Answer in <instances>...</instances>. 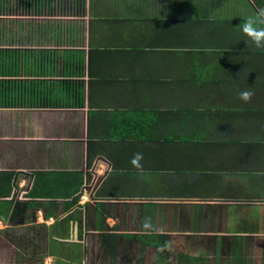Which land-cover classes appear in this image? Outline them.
Masks as SVG:
<instances>
[{"label": "crops", "instance_id": "obj_1", "mask_svg": "<svg viewBox=\"0 0 264 264\" xmlns=\"http://www.w3.org/2000/svg\"><path fill=\"white\" fill-rule=\"evenodd\" d=\"M260 10L0 0V264H264Z\"/></svg>", "mask_w": 264, "mask_h": 264}, {"label": "clouds", "instance_id": "obj_2", "mask_svg": "<svg viewBox=\"0 0 264 264\" xmlns=\"http://www.w3.org/2000/svg\"><path fill=\"white\" fill-rule=\"evenodd\" d=\"M240 31L244 37L246 46L256 49H264V10H260L256 15L247 17L240 26ZM254 93L252 91H242L239 99L243 102H250ZM139 158V155L138 157Z\"/></svg>", "mask_w": 264, "mask_h": 264}, {"label": "trees", "instance_id": "obj_3", "mask_svg": "<svg viewBox=\"0 0 264 264\" xmlns=\"http://www.w3.org/2000/svg\"><path fill=\"white\" fill-rule=\"evenodd\" d=\"M124 132L125 131V128L123 127H114L113 129H112V133H111V135H118L117 133H120V132ZM122 136H125V134H121ZM9 188V187H8ZM8 192L7 191H2V193H1V195L2 196H0V197H3V195H6Z\"/></svg>", "mask_w": 264, "mask_h": 264}, {"label": "rangeland", "instance_id": "obj_4", "mask_svg": "<svg viewBox=\"0 0 264 264\" xmlns=\"http://www.w3.org/2000/svg\"><path fill=\"white\" fill-rule=\"evenodd\" d=\"M263 2H264V0H263Z\"/></svg>", "mask_w": 264, "mask_h": 264}]
</instances>
